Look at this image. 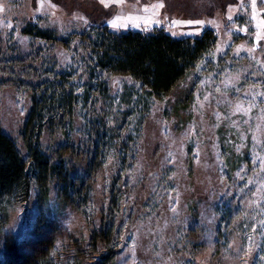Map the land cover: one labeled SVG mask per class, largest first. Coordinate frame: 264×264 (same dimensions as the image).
Instances as JSON below:
<instances>
[{"label":"rangeland","instance_id":"374dc122","mask_svg":"<svg viewBox=\"0 0 264 264\" xmlns=\"http://www.w3.org/2000/svg\"><path fill=\"white\" fill-rule=\"evenodd\" d=\"M0 9V126L25 158L22 130L34 85L52 78L47 70L71 68L80 83L86 51L78 37L64 46L25 33L28 25L58 38L102 25L176 37L210 28L218 37L170 94L136 117L130 142L127 131L120 139L111 134L81 210L57 199L56 184L46 203L34 189L8 206L0 261L15 240L37 256L44 249L49 264H94L102 249L91 244L92 233L114 224V264H264V0H0ZM108 81L117 102L132 82L121 75ZM111 103L102 99L97 107L110 116L99 115L122 120ZM76 111L71 122L46 125L40 142L57 156L70 138L75 151L62 157L73 174L86 176L93 144L87 120L95 115L84 103Z\"/></svg>","mask_w":264,"mask_h":264},{"label":"trees","instance_id":"16d2710c","mask_svg":"<svg viewBox=\"0 0 264 264\" xmlns=\"http://www.w3.org/2000/svg\"><path fill=\"white\" fill-rule=\"evenodd\" d=\"M24 32L64 46L78 37L86 51L79 58L80 83L73 82L76 74L72 75L75 69L71 68L47 70V75L52 78L34 85L32 108L22 130L29 150L27 158L15 139L0 126V226L8 220V206L12 202L29 199L35 189L39 202L46 203L53 184H56L57 199L65 207L81 210L91 200L93 176L112 147L115 137L111 134L118 131L120 139L127 131L125 136L130 142L134 138L130 128L136 117L149 112L155 100L170 94L216 48L218 42L215 31L210 28L199 37H176L163 29L115 31L106 25L73 33L67 38H58L54 30L38 25H28ZM118 75L128 76L132 82L126 84L117 102L111 94L108 78ZM102 99L112 101L110 109L124 113L123 119L101 116L105 113L110 116L109 112L97 107ZM82 103L92 106L95 115L87 120L93 144L86 176L73 174L62 157L75 151L70 138L59 147L57 156L44 152L40 142L46 125L54 127L66 120L71 122ZM128 142L125 139L120 144L125 166L131 151ZM117 203L118 199L113 202L114 205ZM114 228V224H103L100 230L92 233L91 244L96 250L102 249L94 264H114L117 255ZM21 243L15 240L8 243L0 264H49L44 249L37 256L26 251Z\"/></svg>","mask_w":264,"mask_h":264},{"label":"snow or ice","instance_id":"6c2138e0","mask_svg":"<svg viewBox=\"0 0 264 264\" xmlns=\"http://www.w3.org/2000/svg\"><path fill=\"white\" fill-rule=\"evenodd\" d=\"M163 5H159V7H162ZM0 10H2V9H0ZM175 23V22H174Z\"/></svg>","mask_w":264,"mask_h":264}]
</instances>
